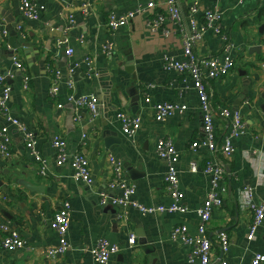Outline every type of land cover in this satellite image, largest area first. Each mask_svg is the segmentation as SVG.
Masks as SVG:
<instances>
[{
	"label": "crops",
	"instance_id": "0c3cea01",
	"mask_svg": "<svg viewBox=\"0 0 264 264\" xmlns=\"http://www.w3.org/2000/svg\"><path fill=\"white\" fill-rule=\"evenodd\" d=\"M45 10L38 21L26 20L21 13L22 0H0V75L11 86L9 109L36 135V147L42 153L47 169L40 174L39 164L26 148L22 132L9 125L0 112V131L10 129V153L6 158L0 148V264H101L92 250L101 238L119 245L108 264H188L193 247L181 238L173 239L176 226L187 227L195 238L200 225L197 209L205 204L210 189V177L204 173L208 151H193L191 145L204 134L200 110V95L195 78L189 73L168 72L164 56L186 60L183 34L176 27L171 37L152 33L148 27L149 13L136 16L126 27L112 35L107 25L112 12H128L138 3L147 7L165 0H30ZM194 0H181L188 11ZM88 3L85 16L80 6ZM209 7L218 6L225 14L224 27L233 41L231 55L235 66L231 73L206 83L215 106L241 110L246 123L245 133L232 138L234 154L225 159L227 176L222 207H215L209 223L212 257L222 264H252L256 253H264V221L254 240L247 239L253 212L249 209L246 188L251 186L260 203L264 192V0H205ZM6 11L2 15V11ZM75 15L70 31L68 17ZM6 18H14L22 27L13 41ZM8 35H4V31ZM67 33V34H66ZM67 35L74 50L68 56L58 48L56 40ZM11 38V39H10ZM113 40L116 48L108 57L103 45ZM19 45L13 49V45ZM220 41L208 32L195 52L199 56H215ZM50 45V49L47 48ZM25 47H32L25 51ZM94 57L95 70L91 78L85 67L73 74L76 97L93 93L98 101L94 121L86 109L68 101L71 90L66 84L68 67ZM21 64L19 68L16 62ZM62 71V84L57 98L50 93L53 70ZM27 77V78H26ZM26 78V79H25ZM1 93V88H0ZM152 103L172 102L187 105V110L159 122L154 117ZM58 104L62 105L59 107ZM124 110L140 114L143 122L134 140L128 139L116 115ZM217 142L225 143L232 132L229 120L215 116ZM62 137L70 153L82 152L90 160L95 185L90 187L73 178L71 161L59 165L53 140ZM163 137H170L180 153L178 164L182 203L190 207L186 213L163 212L145 215L133 207L101 205L98 193L108 190L113 177L109 157L124 164L125 180L136 187L135 198L146 206H168L173 200L165 189L167 162L156 148ZM195 163L198 172L191 170ZM26 184L36 189L31 190ZM72 205L69 229L70 251L54 260L46 257L47 249L59 243L51 221L62 202ZM3 226L17 231L25 241L23 249L6 251L2 246L7 232ZM227 233L230 242L226 252L220 236ZM136 243L129 245V236Z\"/></svg>",
	"mask_w": 264,
	"mask_h": 264
},
{
	"label": "built area",
	"instance_id": "2783aa9c",
	"mask_svg": "<svg viewBox=\"0 0 264 264\" xmlns=\"http://www.w3.org/2000/svg\"><path fill=\"white\" fill-rule=\"evenodd\" d=\"M72 1L80 2L81 0ZM204 1L205 0H194L187 12L184 11L181 0L152 2L149 3L147 7H143L142 4L138 3L131 11L110 13L107 23L111 34L115 35L117 31L126 27L136 16L149 13L150 18L148 19V27L152 33L156 34L162 32L164 36L169 38L173 35L177 27L183 34L184 54L187 59L179 60L165 55L164 69L168 72L180 74L189 73L195 78V85L200 95V110L203 117L204 134L201 140L192 143L191 148L193 151H200L202 149L208 151L209 158L206 162L204 173L210 177L208 198L205 204L197 209L201 221L196 237L193 238L189 236L187 227L183 224L176 226L172 234L173 239L181 238L184 242L192 245L193 257H191L188 264H218L212 257V241L208 236L209 223L212 218L213 209L223 206L224 196L227 192L226 187L222 186L221 183L227 176L224 160L230 159L234 154L231 139L241 137L246 129L242 111L230 107L215 106L212 95L208 92L206 87L208 81L219 80L228 76L235 66V60L231 55L233 41L224 27V12L218 6L209 7L205 5ZM20 8L23 18L31 21H38L41 13L45 10L44 6H40L30 0H22ZM80 9L85 16L89 15L90 6L88 3H83ZM68 22L69 25L65 29L67 32L75 25V15H70L68 17ZM17 30L22 31V27L17 26ZM208 32H212L220 41V55L199 56L195 52L196 46L203 41L204 36ZM4 35H8L7 30L4 31ZM56 45L58 48H65L68 56H72L74 53L67 35L57 39ZM115 48V42L113 40H108L103 45V53L111 57ZM16 64L20 69L23 68L20 63L16 62ZM83 66L89 78L96 74L94 57L87 56L81 62H73L68 67V79L66 81L67 86L71 90L68 101L75 104L78 108L86 109L90 114V120L94 121L98 115L99 106L96 96L93 93H87L78 97L75 95L76 88L73 81V74L77 69ZM52 72L54 77L52 78L49 93L53 98H57L62 84V71L60 69H55ZM0 88V112L8 121L9 125L17 128L23 133L29 155L39 164L41 169L40 174L46 175L47 165L42 153L36 147V135L28 129L23 121L14 117L10 112L8 105L12 89L7 83L5 75H0ZM145 102L149 104L152 103L149 95L146 96ZM58 106L62 107L60 104H58ZM151 108L154 112L155 119L159 122H164L178 113H184L187 110V105H179L166 101L152 103ZM217 115L223 119L229 120L232 126V132L226 137L225 143L223 144L217 142L215 128V116ZM116 118L121 124L124 135L128 139L134 140L142 125V116L140 114H132L120 110ZM52 144L56 149L57 163L59 165H64L66 162L71 161L74 168L73 178L93 187L96 181L92 174L89 158L82 152L70 153L67 143L62 137H56ZM10 145V129L6 126L0 131V148L6 158L11 156ZM156 152L161 159L167 162V172L164 177V182L166 193L173 200L170 205L146 206L141 204L135 198V185L129 184L125 180L123 162L116 159L114 156L109 157L113 177L108 184V188L119 192L112 195L107 189L100 191L98 196L101 205L106 206L112 204L123 208L133 207L145 215L163 212H189L191 210L190 207L181 202L183 194L180 189L178 169L180 153L173 140L170 137L161 138L158 142ZM191 170L193 172H198L195 163L192 164ZM246 192L250 205L248 207L253 212V220L250 224L247 239L254 240L264 221V192L260 203H256L253 200L257 195L253 187H247ZM71 222L72 205L69 200H64L51 221V228L57 235L59 243L47 249V258L56 260L70 251L69 229ZM3 230L7 232V235L2 241V246L6 251L13 252L24 248L25 241L17 231L9 228V226H3ZM220 239L222 249L226 252L230 242L229 236L227 233H222ZM128 241L129 245L133 246L136 243L135 235H130ZM119 251V245L113 244L105 238H101L96 247L92 250V254L96 262L108 264L111 257ZM222 264L231 263L224 261ZM252 264H264V253H256L253 257Z\"/></svg>",
	"mask_w": 264,
	"mask_h": 264
},
{
	"label": "water",
	"instance_id": "95a60500",
	"mask_svg": "<svg viewBox=\"0 0 264 264\" xmlns=\"http://www.w3.org/2000/svg\"><path fill=\"white\" fill-rule=\"evenodd\" d=\"M2 13V15H5L7 12L6 11H2L1 12ZM7 23H9V24H11V26L12 27H10L9 25H8V28H10L9 29V33H10V36H11V38H12V40L14 41L15 39L14 38H16V36L18 35V30H17V24L15 23V19L14 18H6V20H5ZM3 25H4V23L2 22V21H0V31L2 30V27H3ZM264 31V24L262 25V27H261V31ZM10 38V39H11ZM14 50L15 49H18L19 48V45L17 44V45H13V47H12ZM32 47H25V51H28L27 49H31ZM47 48L48 49H50V45H47ZM31 50H34V49H31ZM76 75V73L74 74V76ZM263 109H264V105H263ZM126 170V169H125ZM125 175H126V171H125ZM26 186L27 187H29L31 190H34V189H36V187H34V186H32L31 184H26Z\"/></svg>",
	"mask_w": 264,
	"mask_h": 264
}]
</instances>
